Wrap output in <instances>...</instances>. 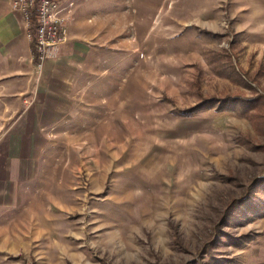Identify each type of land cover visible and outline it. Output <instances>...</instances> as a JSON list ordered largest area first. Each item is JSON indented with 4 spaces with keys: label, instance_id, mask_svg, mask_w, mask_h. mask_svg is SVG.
<instances>
[{
    "label": "rangeland",
    "instance_id": "obj_1",
    "mask_svg": "<svg viewBox=\"0 0 264 264\" xmlns=\"http://www.w3.org/2000/svg\"><path fill=\"white\" fill-rule=\"evenodd\" d=\"M85 1L94 58L0 264H264V0ZM33 64L0 82V138ZM208 98L239 103L189 112Z\"/></svg>",
    "mask_w": 264,
    "mask_h": 264
},
{
    "label": "crops",
    "instance_id": "obj_2",
    "mask_svg": "<svg viewBox=\"0 0 264 264\" xmlns=\"http://www.w3.org/2000/svg\"><path fill=\"white\" fill-rule=\"evenodd\" d=\"M74 1L67 41L45 63L38 92L25 99L28 107L0 138V250L14 248L8 235L23 232L17 228L26 225V218H34L28 228L36 223L42 149L56 124L75 114L72 93L79 81L74 77L87 75L89 59L94 58L89 56L93 45L83 36L91 33L92 25L85 18L87 2ZM33 57L32 38L23 15L12 9V0H0V82L9 75L22 76L34 70ZM26 93L30 91L23 87L18 99L23 100Z\"/></svg>",
    "mask_w": 264,
    "mask_h": 264
},
{
    "label": "built area",
    "instance_id": "obj_3",
    "mask_svg": "<svg viewBox=\"0 0 264 264\" xmlns=\"http://www.w3.org/2000/svg\"><path fill=\"white\" fill-rule=\"evenodd\" d=\"M74 6V0H12V9L23 15L31 38L34 18V63L39 71L55 55L57 47L67 41V19Z\"/></svg>",
    "mask_w": 264,
    "mask_h": 264
},
{
    "label": "trees",
    "instance_id": "obj_4",
    "mask_svg": "<svg viewBox=\"0 0 264 264\" xmlns=\"http://www.w3.org/2000/svg\"><path fill=\"white\" fill-rule=\"evenodd\" d=\"M32 23H33V26H32V48H33V53L35 54V45H36L35 28L36 27H35L34 18H32ZM229 77H230V75H229ZM218 101L219 100H217L215 98L205 99L198 106L193 107L191 109V111H189V112L192 113V112H197V111H201V110H208V109H212V108H217L218 110H229V109H231L232 106L239 103V101H237V100L233 101L229 98L223 99L222 101H219V103H218ZM263 184H264V180H261L260 182L258 181L256 183V185H254L255 186L254 187V193H255L256 198L259 196V193H261L263 191V189H264Z\"/></svg>",
    "mask_w": 264,
    "mask_h": 264
}]
</instances>
